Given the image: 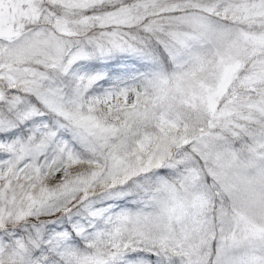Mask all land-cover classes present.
Returning <instances> with one entry per match:
<instances>
[{"label": "snow or ice", "instance_id": "6c2138e0", "mask_svg": "<svg viewBox=\"0 0 264 264\" xmlns=\"http://www.w3.org/2000/svg\"><path fill=\"white\" fill-rule=\"evenodd\" d=\"M0 264H264V0H0Z\"/></svg>", "mask_w": 264, "mask_h": 264}]
</instances>
